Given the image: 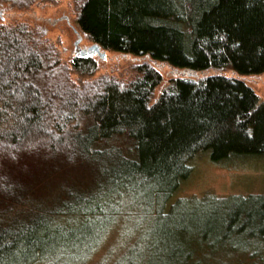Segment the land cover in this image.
<instances>
[{
    "label": "trees",
    "instance_id": "1",
    "mask_svg": "<svg viewBox=\"0 0 264 264\" xmlns=\"http://www.w3.org/2000/svg\"><path fill=\"white\" fill-rule=\"evenodd\" d=\"M40 1L0 0V264H83L131 216L114 264H264V193L173 200L201 154L264 156V0H75L82 36L146 59L128 82L7 21Z\"/></svg>",
    "mask_w": 264,
    "mask_h": 264
},
{
    "label": "rangeland",
    "instance_id": "2",
    "mask_svg": "<svg viewBox=\"0 0 264 264\" xmlns=\"http://www.w3.org/2000/svg\"><path fill=\"white\" fill-rule=\"evenodd\" d=\"M6 4L0 3V14L5 12ZM8 22H28L41 26L50 41L57 44L63 52V59L71 61L75 51V41L78 27L76 23L75 0H46L40 1L33 7L22 12L9 11ZM7 14V10H6ZM65 17H68L67 21ZM1 21V20H0ZM93 42L86 36L80 43V48H87ZM106 59L94 55L92 59L96 63V71L90 79L101 76L117 78L128 82L135 77V68L146 59L115 51H106ZM75 55H78L76 53ZM163 75V83L157 89L156 94L170 80V70L166 66L152 63ZM77 80V77L74 76ZM247 84L255 93L264 100V72L261 74L244 77ZM191 176L183 182L176 192L174 199L203 197L212 194L218 197L232 195H250L264 193V156H245L232 158L222 164L210 161L208 154L199 155L192 163ZM130 219V220H129ZM119 223V222H118ZM147 229H139V219L131 216L121 220L119 225L100 240V245L95 248L83 264H114L116 259L127 249L133 237L140 238L146 234ZM102 241V242H101ZM129 242V243H128Z\"/></svg>",
    "mask_w": 264,
    "mask_h": 264
},
{
    "label": "water",
    "instance_id": "3",
    "mask_svg": "<svg viewBox=\"0 0 264 264\" xmlns=\"http://www.w3.org/2000/svg\"><path fill=\"white\" fill-rule=\"evenodd\" d=\"M67 20H69L68 17H65ZM77 34V40L75 41V51L73 54L78 53L79 56L82 57H88V56H94V55H99L102 59H106L107 54L105 50H102V47L98 43H93L91 46L87 48H80L79 45L83 40V36L80 34L78 30H75Z\"/></svg>",
    "mask_w": 264,
    "mask_h": 264
}]
</instances>
